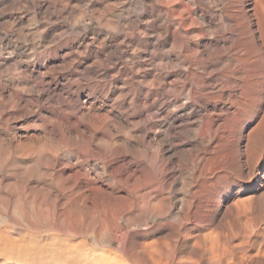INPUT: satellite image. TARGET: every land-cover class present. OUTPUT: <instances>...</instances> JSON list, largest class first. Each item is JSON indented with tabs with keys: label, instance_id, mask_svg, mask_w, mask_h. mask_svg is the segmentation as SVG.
<instances>
[{
	"label": "bare ground",
	"instance_id": "obj_1",
	"mask_svg": "<svg viewBox=\"0 0 264 264\" xmlns=\"http://www.w3.org/2000/svg\"><path fill=\"white\" fill-rule=\"evenodd\" d=\"M63 1L62 0H55V1H52V0H0V156L2 155L1 157H3V160H0V166H2L1 164H4L5 162L8 161L7 160L9 158L8 155H10V154L8 151H6L4 149L8 150L9 146H12V145L14 146L12 154H14L15 158L17 159V160H15L14 158H12L15 161L13 163L8 162V164H11V165H8L7 166L8 168L6 169V171H3V172H10V173H8V175L0 174V185L3 184L4 182H7V183H5L6 185L4 184L5 186L3 185L5 190L9 187L11 188V191L13 188H16V189L18 188L17 189L18 192H16V194L13 196L9 195L7 193V195L9 197H1V194H3V193H0V203L3 204L2 206H4V209H5V206L6 207L7 206L18 207L20 209H21V207H25V208H31L32 207L34 209H36V207H41V208L43 207V208H45L44 209L45 211H46V209H48L47 212L49 210H53V211L56 210L57 211L58 209H61V210H59L60 212L57 211L59 213H57L52 219V220L57 219L59 222L57 221L58 223H53L54 221H52L51 227L57 228V229H58V227H62L64 232H65L66 228L64 229V227L68 226L70 229L69 224L73 223V221H74V223L72 224V226H74V232L71 231L74 234V243H70V241H68V240H64L62 238H59L61 236L57 235L55 232H52L50 234V236L48 238H44L43 241H41V239L43 238L42 236H41L42 237L41 239L35 238L36 235H34V233L29 236V238H31V239L26 238L27 240L24 241V239H22V237H20L21 239L17 238L18 235L16 236V238L9 237V236L5 235V233L3 231H2L3 233L0 231V264H128L130 261L126 260L128 258H125L126 257L125 254L132 253L131 251L134 249L133 248L131 250V246H130L132 244L131 243L132 240L130 239L131 240L130 245H127L126 242H128V241L125 240V236L127 233L126 230L130 227V224H133L134 222L139 221V223H140L139 226L141 224L142 225H149V223L151 221H153L155 223V225H157V223H159V221H163L164 218L167 217V214L170 213L166 210L167 208L164 209L165 205L163 206V204L166 200L163 201V199H161L160 197H158L159 199H157L156 194L153 192L155 189V188H153L154 186L149 184V183H144L146 178L144 181H143L144 178L142 179V177H144L142 174H143V172H145V171L142 172L143 166L148 167L147 173L150 176L149 179L151 177L153 179H155V176L157 175V173L161 174L162 171L159 168L163 164V161L165 160L162 157L163 155L161 156V154L159 153L160 151L157 150L158 148L155 147V145L153 143V142H155V140H151L152 137L153 138L156 137V136H154L155 131H154V124L153 123H154V120L157 119V118L155 119L157 110H155V109L153 110L152 108H149L150 105H153L154 102L160 97L163 98V99H161V100H163V102L162 103L160 102L159 105H162L164 103V100L168 101V99L166 97L167 95L165 94L166 91H164L165 87L169 88V86H171L172 90H170L169 92L172 91L174 93V95L177 96L181 93L185 84L190 85V87L188 89H189V96H191L192 99L193 98H195V99L202 98L204 100V103L202 104V106L201 105L199 106V108H201V110L204 109L208 105L210 99H212V101H214L215 104L214 105L212 104L213 106L211 107L210 112L205 111L204 115L202 114L203 119H202L200 125L197 128H195L196 130H195V133L193 135L190 134L191 130H188L189 134L185 133V135L186 134H188V135H186L184 137L185 139H182L183 136L180 137V135H179L181 132H178L179 134H176L177 131L176 132L174 131L176 129V128L174 129V127H175L174 126L173 128H170L168 130V132L166 133V136H165V132H164V134H163L164 136L162 135L161 137H164V138L166 137L168 139V141L176 142V145L174 146L176 149L178 147H181V146H187V145L192 146V144H194V143L200 144L199 146L202 147L201 149L198 147L200 149V151L197 152V154L194 155V157L192 156L193 159L189 164L186 163L188 165L187 169H196V168H198L199 163L202 164L207 159L208 160L211 159V161L212 160L216 161L218 159L219 160L221 159V161H222V159L226 158L227 155H229V154H227V155H226V153L221 154V153H218L219 151L218 152L216 151L218 149V148H216V145H215V144H217V138H218L217 133L221 127H219V125H218L219 123L217 125H215V122H216L215 120H216V118H218V119L221 118L220 116L223 112L228 113L231 110V108L236 107V105L238 104V100H235V99H238V98L240 100L243 99L244 102L239 103L240 105L243 104L242 106L249 105L250 104V103L248 104L249 100H252V99H250V94H249L250 87L255 85L256 83H258L259 80L256 78L257 75H256V77L253 78L254 74L251 72L252 66L250 65V62L252 61L251 60L252 54L248 50V46L251 44H253V46L255 45V47L257 46L256 49L258 51L259 59H261V61L264 59V53L262 52V51H264L263 50L264 40L262 38V36H264V35H262V26L264 27V25H263L264 21H263V19H261V16L264 17V14H261V16H259L262 23H260L261 22L260 19L257 18L258 14L261 13L262 11H264V10H261L258 8L259 4L264 2V0H250L246 6H244L243 1H241V0H141V1H139L138 4L140 6V12L138 11V13H143L145 11H152L151 17H153V21H155V22L156 21H158V22L163 21V24L165 26V28H163L164 26L161 27L160 25L157 26V24H156L155 26L149 25V27H148V28L152 29L151 32H154L155 44L152 45V47H154L153 54L155 53V54L160 55L161 52L163 54H162V56H160L161 57L160 62H158V63H157V61L155 63L152 62V63H154V65H156V70L157 71L160 70V73L157 75H151L152 78L150 79V82L144 84V86L146 87L147 90L142 95L140 93H139L140 95H137L134 92H131V94H129L130 93L129 91L131 90V89L129 90V88H130V85H132V83L135 85L137 84L136 87L133 85L137 89H140V83H142V81H139V79H136L135 74L137 72L136 73L132 72L133 69H130V67L133 65V63L132 64L129 63V64H131V66L129 65L130 67L128 66L129 68L120 66L119 64H115V63L113 64L112 61H114V59H117V57L119 56L118 50L113 48L110 51H107L106 49H103V47H101V44H99L100 42L98 43L99 45L97 44L98 46H97V48H95V50H91L90 47L95 43V37H92L90 39H88L89 37L87 38L88 33L85 31L86 25H85V23H82L80 19L78 20V22H80V26L78 24H75V22L67 21L68 16L65 17V15H64V10L67 11L66 6H65V4L67 5V3L64 4ZM116 1H118V0H116ZM116 1L115 2L113 1V3L116 4ZM65 2H69V1H65ZM107 3L109 4V2H107ZM107 3H106V5H107ZM133 3H135V2H133ZM135 5H137V4H135ZM262 5H263V3L260 4V7ZM104 6H103V9H104ZM69 7L71 8V6H69ZM82 7H83V5H82ZM85 7H86L87 11L93 12V15H94V12H97V10H88L90 8L88 5L87 6L85 5ZM113 7L111 6V8H113ZM262 7H264V6H262ZM97 8H99V7L97 6ZM108 8L110 10V6ZM19 9L20 10L21 9H28V10L31 9L34 16L43 15V17L47 19V21H46L44 18H41V20L43 19L44 21H46V26H47L46 27L44 25L46 27V29L43 26L44 27L43 32H47L46 30H50V28L52 29L51 30L52 32L49 34V39H50V41L56 40L55 42H57V44L54 47L55 48L54 51L53 50L52 51L53 52L60 51V53H61L59 55V57L56 58V60H54L53 64L46 62L47 58L49 57L47 55L46 58L43 57V58H45L43 60V62H40V64H38V66H36L34 69H32V68H29L28 64L22 65L20 58L11 57L10 51L8 53L10 56H8V55L4 56L3 55V51L8 47V44H9V42H7V40L9 39L8 36L13 37V39H14V37L16 39H20V37H19V35L21 34L20 31L14 29V28H16L15 26L19 25V21H17L13 17L14 11L15 10L18 11ZM101 9L102 8H100V10ZM135 9L137 10V8H135ZM100 10L98 11L99 12L98 13L99 18L101 20H103V18H102L104 15L103 13L106 11L102 12L103 10L102 11H100ZM131 10H132V8H131ZM259 10L261 12H259ZM27 12H29V11H27ZM71 12H73V11L71 10ZM249 13L253 14L252 16L255 17L256 21L252 20V18L250 17L251 15ZM127 14H125V15L127 16ZM75 15L77 17L76 13H75ZM93 15H92V17H93ZM96 15H97V13H96ZM114 15H116V14H114ZM120 15L122 16V14H120ZM72 16H73V14H72ZM116 16H118V15H116ZM78 17H79V15H78ZM113 17H111V18H113ZM26 18H27V16H26ZM41 20L38 19V22L40 23ZM52 20H59V22H57L54 26V23H53L54 21L52 22ZM146 20H147V18H146ZM103 21H105V20H103ZM134 21H136V20H134ZM142 21H144V20H142ZM109 22L110 21L107 20V23H109ZM119 22H121V21L119 20L117 23H119ZM124 22H126V21H124ZM253 22L256 23L255 28L252 27ZM129 23H131V22H129ZM26 24H28V23H26ZM261 24H262V26H261ZM29 25H27V26H29ZM51 25H52V27H51ZM65 25L69 28V31L74 32V30L75 31L77 30V32H75L76 35L73 38H82L84 40H87L85 43H83V44H85L83 46V48L77 47L78 44L76 47L74 45L69 46V45L65 44L71 38V35H69V36L66 35V37H64V35L66 34V31L64 32L63 29L66 30L65 28H62L63 32L56 33L57 31H59L61 29L62 26H65ZM110 25H112V24H110ZM25 26L26 25H23V27H25ZM30 26L32 27V25H30ZM33 27H34V25H33ZM110 28H111V26H110ZM19 30H22V29L20 28ZM53 30H55V31H53ZM143 30H145V28H143ZM125 31H126V29H125ZM24 32H26V31H24ZM40 32H42V30H40ZM35 34H36V31H35ZM146 34H147V32H146ZM165 34H170V36H171L169 43H167L163 40V36ZM62 35H63V38L61 37ZM140 35H142V34H140ZM16 36L19 38H17ZM24 36L26 37V35H24ZM35 36H34V41L37 39V36H36V38H35ZM25 37H24V40H25ZM4 40H6V42H4ZM31 41H32V38H31ZM144 41H145V39H144ZM26 42H28V41H26ZM79 42H81V41H79ZM96 42H97V40H96ZM220 42H222V45H220ZM53 43H54V41H53ZM114 44H115V42H114ZM19 45H21V44H19ZM36 45L38 46V42ZM45 45H48V44H45ZM127 46H130V44ZM164 46H169V49L165 48L168 50H165V51H164V49L162 50V48ZM135 47H132V50ZM142 47H144V46H142ZM33 48H34V45H33ZM48 48H49V46L43 48V51L41 50L42 52L40 54H43V53H45V55L48 54ZM98 48H99V50L96 51V49H98ZM126 49H128V48L126 47ZM36 50H38V49H36ZM31 51H32V49H31ZM92 51H95V52H92ZM136 51H137V49H136ZM136 51H134V52H136ZM252 52H253V50H252ZM120 54H121V52H120ZM38 55H37V57H38ZM28 56L25 58H28ZM74 56L80 57L78 60H80V59L82 60L81 65L79 64L80 67L82 68V70L81 71L78 70L79 77L76 78L75 80H74V75H75L74 74V70H75L74 67L76 65V62L74 60ZM150 56H151V54H150ZM40 59L41 58L39 57L37 59V61ZM138 59H139V57H138ZM141 60H142V58H141ZM208 63H213V64L218 66L220 77H221L220 87L222 88L223 91H225V92H223V91L222 92L224 93V96L227 97V101H229V104L227 107L220 105V104H217L218 99L223 94L222 95H219V94L213 95L212 94V95L208 96V94H206L201 89L200 86L199 87L196 86V85H200L202 83L203 77L205 76L206 66ZM257 65H258V63H257ZM149 67L151 68V66H149ZM92 68H94V69L92 70ZM212 68L213 67H211V69ZM262 68H264V63L262 64ZM10 69H14L17 72L12 71L13 73L10 74L9 73ZM138 69L139 68H136L135 71L136 70L138 71ZM146 69H147V67H146ZM208 70H209V68H208ZM129 71H131V72L129 73ZM212 71H214V70H212ZM251 73L253 76L251 75ZM48 75H50V77L54 76L56 79L55 80L47 79ZM261 75H262L261 79L264 82V78H263L264 77V69L262 70ZM62 76H65V80H67V81L69 80V83L72 81L73 82L74 81H76V82L81 81V82L87 83L91 80H94L95 85H98L100 82H102L103 84H102L101 88L102 87L105 89L107 88V90L111 93V96L113 97L112 99L116 103H121L122 101H126L127 99H130L128 106H122L121 105L119 107L118 106L119 104L117 105L118 106L117 114L121 118V120H124L126 122H128L127 120L130 117H132L131 115L136 114V120H134L132 122L131 127L135 129L137 127L140 128V126L141 127L143 126L144 132H142V134H140V135L137 132L138 135L133 136L132 134H130L131 130L129 131V129H127V131H129V133H126V131H125L126 128H125L124 134L122 131V134H123L122 138L124 137V135L126 133V136L123 139L127 140V142H126L127 144L124 145L125 144L124 143L123 145L126 146V148H125V150L120 151V148L122 145L120 144V148H119V146L117 144L118 140L116 139V135L118 134L119 131H117L116 135L112 132L111 129H113V127L111 129L109 127V124L107 121V118H108L107 113H103L101 111H98L100 109H98L97 111L96 110H93V111L88 110L90 108L93 109V107L88 108L87 111L79 110L80 108L78 110H76L77 108L74 109V107L72 105L73 101H71L70 98H68V97L66 99V97H65L66 95L64 96V91L66 90L65 89L66 87L64 85V81L63 82L60 81V77H62ZM140 76H142V75H140ZM144 76H146V75H144ZM144 76H143V78H144ZM71 79H73V80H71ZM143 82H145V81H143ZM118 84H121V87H118L117 86ZM75 85H77V84H75ZM152 85H154V88L156 85V88L154 90L155 98L154 99L152 98V100H151L152 102L149 103L147 97L149 96L150 92H153V90L150 89V87L152 88ZM261 87L264 88V83L261 84ZM89 88H90V90H92L91 87H89ZM5 89L6 90L9 89L10 91L9 90L6 91ZM107 90H106V92H107ZM137 92H139V91H137ZM185 92H186V90H185ZM102 94H104V93H102ZM187 96H188V94H187ZM75 99H77V98H75ZM184 99H183V103H184ZM188 100H191V99H188ZM41 102H43V103L45 102L46 104H48L52 107V109L48 115H41L40 113L36 114L35 111L33 110L38 105L41 106L42 105ZM112 102L113 101H111V104H112ZM74 104H75V102H74ZM90 104L91 103H89V105ZM33 105H36V107L34 106L35 108H33ZM245 106L243 108H245ZM159 107H161V106H159ZM170 107H172V106H170ZM45 110H46V108H45ZM114 110H115V108H114ZM143 111H144V113H143ZM164 111H165V109H164ZM170 114H172V113H170ZM262 115H263V113H262ZM226 117H227V115H226ZM260 117H262V116H260ZM115 118H116V116H115ZM117 119H119V118H117ZM111 120H110V122H111ZM225 120L226 119H224V121ZM232 120H234V119H232ZM236 120H237V118H236ZM259 120H261V119H259ZM115 122H116V120H115ZM118 122H120V121H118ZM228 122H229V120H228ZM260 122H258L259 125H260ZM113 123L114 122H112V125H113ZM229 123H227V124H229ZM232 123H233V121H232ZM119 124H117V126H120ZM223 124L225 125V123H223ZM122 125H123V123H122ZM229 125H231V124H229ZM32 126L38 127L40 129V133L33 132V134L32 133L29 134L30 132L28 133V131ZM195 126H196V123H195ZM216 126H218V127H216ZM241 126H242V124H241ZM9 127H11V128H9ZM126 127H128V126H126ZM131 127H128V128H131ZM119 128L120 127H118V129ZM224 128H225V126H224ZM255 128H253V130H255ZM262 128H264V127L262 126ZM184 129H182V130H184ZM190 129H191V127H190ZM115 130L116 129H114V132H115ZM227 130H228V128H227ZM251 131H252V129H251ZM183 133H184V131H183ZM220 134L222 135V133H220ZM235 134H237V133H235ZM247 134H249V133L247 132ZM207 135H208V139L205 140V136L207 137ZM16 136H18L19 139L23 138V143L20 141H17ZM119 138L121 139V136ZM194 138H196V140H198V142H195ZM227 138H229V137H227ZM247 139H250V137L249 138L246 137V140ZM251 139H253V138H251ZM253 140H255V139H253ZM253 140H252V142H254ZM123 141L121 140V142H123ZM168 141L166 140L167 143H169ZM205 141H206V143H205ZM157 142L160 143L158 140V141H156L155 144H157ZM218 142L221 143L220 141H218ZM248 143H250V142H248ZM248 143L246 141L247 146L250 145ZM219 145H221V144H219ZM223 145L224 144H222V146ZM251 145H252V143H251ZM46 146H49V147L47 148ZM124 146H122V147L124 148ZM252 146H254V145H252ZM157 147H158V145H157ZM194 147L197 148L196 145ZM225 147H226V145H225ZM159 149H160V147H159ZM163 149H164V147H163ZM252 149H254V148H251L249 150H252ZM263 149H264V146H261L259 148V151L263 152L262 151ZM189 151H191V150H189ZM253 151H250V152H253ZM256 151H258V150L256 149ZM256 151L254 152L255 156H256ZM182 152H183V150H182ZM227 152H231V151H229L227 149ZM161 153H163V151ZM174 153H176V151ZM177 153H178V151H177ZM189 153H191V152H189ZM167 155H168V153H167ZM191 155H192V153H191ZM191 155H190V157H191ZM178 156H180V154ZM230 156H232V155H230ZM245 156H246V154H245ZM74 157L78 160H83V157H86L88 159L89 158H98V159H105L107 161H108V159H111L114 161V159L120 158L121 160L126 161L125 174L127 177L131 178L130 182L133 181L132 187L137 186L138 188L136 187L135 189H133L134 190L133 194H131V195L129 194V197H127L128 195L127 196L126 195L122 196L123 194H121V196H120V194L118 195V193H119L118 188H115V187L109 186V185H106L107 187L104 188L105 186L102 187L101 185H97L96 181L93 182L90 179L89 172H87L85 170V169H88L87 167L84 169V168H82V166L80 167V164L74 165V163L71 162V160H74ZM260 157H261V154H260ZM260 157H258V159ZM65 158L67 159V161H65ZM234 159H236L237 163L240 165V167H242L244 164L243 160H245L243 151L242 152H241V150L238 151L236 154V158H234ZM9 161H11V159ZM176 161H177V159H176ZM201 161H203V162H201ZM73 162H75V161H73ZM118 163H120V162H118ZM204 163H206V162H204ZM209 163L212 164L213 161L209 162ZM99 164H100V162H99ZM201 164H200V166L202 167ZM214 164H212V165H214ZM91 165H93V164H91ZM100 165H99V168H100ZM206 166H207V163H206ZM74 167H75V169H74ZM110 167H109V169L112 168V167L111 168ZM201 167L199 168L200 171H201ZM244 167H245V164H244ZM20 168L22 169V172L17 173L16 169H20ZM118 168L121 169V167H118ZM165 168H167V170H168L169 167L165 166ZM203 168L204 167H202V169ZM208 168H207V170H208ZM220 168H221V166H220ZM257 168H255V169H257ZM21 169H20V171H21ZM205 169H206V167H205ZM27 170H29V171L34 170L35 171V172L33 171L34 175H30V174L27 175L26 174ZM115 170H116V167H115ZM167 170H166V172H167ZM170 170H171V168H170ZM178 170L180 171V169H178ZM253 170H254V168H253ZM66 171H68V174L64 175V173ZM96 171H97V169H96ZM101 171H102V169H101ZM104 171L105 170H103V173H104ZM159 171H161V172L159 173ZM203 171H205V170L203 169ZM254 171H256V170H254ZM97 172H99V171H97ZM111 172H112V170H111ZM116 172H118V171H116ZM209 172H208V175L210 174ZM112 173H111V175H112ZM231 173H232V170H231ZM233 173H235V172H233ZM4 174H7V173H4ZM13 174H18L17 176H19V177L17 179L16 178L12 179V178H14V177L11 178V175H13ZM104 174H106V173H104ZM148 174H147V176H148ZM204 174H202V175H204ZM224 174H225V172H224ZM95 175H97V174H95ZM44 176H46L47 179H45ZM112 176H111V178H112ZM120 176H121V174H120ZM120 176H119V178H120ZM197 176H199V175H197ZM240 176H242V175H240ZM202 177H204V176H202ZM214 177H218V175L217 176L214 175ZM113 178H114V176H113ZM113 178H112V180H113ZM117 178L118 177H116L114 179H116V181H117L118 180ZM167 178H168V175H167ZM182 178L183 177H181V181L183 182ZM240 178H242V177H240ZM11 179L13 182L11 181ZM158 179L160 180V178H158ZM161 179L163 180L164 178H161ZM199 179L202 180L201 178H199ZM9 180L12 183H10ZM43 180L46 183H47L46 180H48L49 181L48 184L46 185V183ZM125 180H127V179L125 178L124 182H125ZM187 180H188V182H190L191 180L196 182L194 179H191L189 181V178H188ZM8 181H9V183H8ZM32 181L36 183V185H33L34 191L37 190L38 194H40V193L43 194V196L41 194L42 198H41V200H39L38 199L39 196L37 194H35L36 192H33L35 195L38 196L36 199H38L39 201L35 200V198H34L35 196L33 197V195H32L33 193H31L33 191V189H31V186L29 187L31 189V191L30 190L27 191L28 189L26 187L28 185H30L32 183ZM100 181H103V180H100ZM105 181H107V180H105ZM122 181H123V178H122ZM122 181H121L122 184L121 183L120 184L123 186L124 183ZM151 181H152V179H151ZM204 181H208V180H204ZM109 182L114 184V181H109ZM158 182H160V181H157L155 183H158ZM104 183H106V182H104ZM125 183H127V182H125ZM208 183L209 182H207V184ZM154 185L157 187L156 184H154ZM164 185H165V183L163 184V186ZM180 185H182V184H180ZM184 185H187V184L185 183ZM200 185H202V184H200ZM24 186L26 189L24 188ZM130 186H131V183H130ZM188 186H190V184ZM123 187H125V186H123ZM139 187H141V188H139ZM182 187H183V185H182ZM201 187H198V188H201ZM22 188H24V189L22 190ZM183 188H185V187H183ZM183 188H182V190H184ZM157 189H158V187H157ZM205 189H206V187H205ZM7 190H9V189H7ZM92 190H95V191H93L94 195L97 193L96 190L98 192L100 191V193L102 191L103 192L106 191L103 194L105 197L102 195L103 198H109V197H106L107 195H105L106 193H108L110 198L113 197L116 201H113L111 198L112 202L109 200V202H111V203H109V202H107L108 200L102 199L103 201L105 200L106 203L102 202L103 204L101 206L99 204V207L95 208L96 206H98L97 204L100 203V200L96 199V196L99 193H97V195L94 196L95 197L94 199H96V201H99V202H97V204L95 203L96 206H94V205L92 206V205L88 204V201L93 199L91 197V195L93 196V193L91 195H89V193ZM126 191H128V190L126 189ZM129 191H131V189H129ZM180 191H181V188H180ZM183 193L185 194V191H183ZM205 193L208 194L207 192H205ZM195 194L190 193L189 197L188 198L186 197V201H185V203H186L185 209L187 210L186 213L188 214V218H190V219L191 218L193 219L196 216L198 206H195V203H196V205H199V202H197V201L194 202L195 199H199V197L196 196ZM153 195L155 196V199H153ZM89 196L91 197V199L89 198ZM99 196H101V194H99ZM99 196H97V198ZM132 196H135V197H132ZM208 196H207V199H208ZM163 197H165V196H162V198ZM203 197H205V196H203ZM99 199H101V198L99 197ZM214 199H216V198H214ZM181 200H182V198H181ZM236 200H237V205H238V201H240V200H238V198ZM230 201H229V204H231ZM242 201L245 202V200H242ZM90 203H92V202L90 201ZM166 203H168V201ZM185 203H184V205H185ZM242 203H241V205H242ZM92 204H94V202ZM211 204H213V203L211 202ZM231 205H229L231 208L237 207L235 205H232L233 206L232 207ZM241 205H239V206H241ZM179 206H181V204L180 205L178 204V207ZM167 207H168V204H167ZM182 207H184V206H182ZM201 207H203V206H201ZM195 208H196V210H195ZM23 209H22V211H23ZM180 209L182 210L181 207H180ZM8 210H10V209L8 208ZM233 210L236 211V210H239V208H237V209L233 208ZM5 211H6V209H5ZM14 211H16V210H14ZM19 211H21V210H19ZM37 211H39V210H37ZM185 211H182V213H184ZM66 212H67V215H64ZM176 212H179V211L176 210ZM50 213H51V211H50ZM72 213H74V215ZM179 213L181 214V211ZM179 213H177V214H179ZM1 214H3V213H1ZM4 214H6V212ZM26 214L27 213L24 212V215H26ZM177 214H175V215H177ZM204 214H206V213H204ZM51 215L53 216V214H51ZM94 215L98 219V220H96V221H98L97 223H92L89 220V218L92 219L93 218L92 216H94ZM171 215L175 216L173 214H171ZM0 216H2V215H0ZM13 216H14V214H13ZM17 216L18 215L14 216V217L17 218ZM182 216H184V214ZM10 217H12V216L10 215ZM10 217L8 218V220L10 219ZM16 218H14V221ZM28 218H31V217L28 215ZM183 218H186V217H183ZM183 218L178 217V219H180V221ZM202 218H204V217L202 216ZM0 219H2V218H0ZM17 220H16V222H17ZM63 220H65V222L66 221H68V222L72 221V222L69 224H65V223H63L64 222ZM87 220H89V222L85 223ZM19 221H21V220H19ZM29 221L34 223V221H32L31 219ZM49 221H51V220L49 219ZM91 221H94V220L92 219ZM198 221L199 220H197V222ZM2 222H0L1 225L3 224ZM165 222H167V221H165ZM181 222H183V221H181ZM27 223H29V222H27ZM27 223H26V225H27ZM180 223L178 222V225ZM9 224H11V222ZM36 224H34V225H36ZM43 225H45V224L43 223ZM178 225H177V227H178ZM23 226H25V224ZM28 226H29V224H28ZM36 226H38V225H36ZM180 226H181V224H180ZM32 227H33V225H32ZM68 227H67V229H68ZM26 228L28 230V227H26ZM1 229H2V227H1ZM45 229H47V228H45ZM171 230L173 231L172 228H171ZM175 230H174V232H175ZM4 231H6V230H4ZM13 231H15V230H13ZM21 231H22V229H21ZM197 231L199 232V230H197ZM183 232H184V230H183ZM6 233H7V231H6ZM23 233L26 234L25 231ZM59 233H61V232H59ZM169 233L171 234V232H169ZM169 233H167V234L165 233L164 236L162 235V237L168 236L171 239L172 237H170V235H168ZM25 234H23V236ZM27 234H28V232H27ZM175 234H177V233H175ZM187 234H190V233L187 232ZM181 235H183V234H181ZM195 235H196V233H195ZM195 235H192V236L194 237ZM12 236H13V234H12ZM175 236H177V235H175ZM184 236H185V234H184ZM260 236H261V234H260ZM62 237L64 238L65 235ZM159 237H160V235H159ZM177 237H179V236H177ZM180 237H182V236H180ZM204 237L206 238L207 236L204 235ZM24 238H25V236H24ZM196 238L197 237H195V239ZM200 238H202V237H200ZM211 238H212V236H211ZM258 238H260V237H258ZM261 238L260 239L263 241L264 235ZM158 239L159 238H157V240ZM166 239L167 238L163 239L165 241V243L166 242L170 243V246H172V248L174 249V247H173L174 244L171 245L172 241L170 240V242H168V241H166ZM191 239H193V238H191ZM195 239H193V240H195ZM153 240H154V238H153ZM163 240H161V238H160V241H163ZM204 240L205 239H203V241ZM97 241H99V243H100V241L103 242L104 247L99 248L98 250H100V251L98 253L94 254L93 252H91V248L93 247V245L95 243H97ZM138 241H139V239H138ZM141 241L143 242L144 240L142 239ZM141 241H140V244L142 243ZM154 241H152L151 244H148L150 242H149V240L147 242V239H146L145 242L147 244L143 246V249L141 247L140 248L142 249V251H145V252H143V254L145 253V254H147V256L149 255V257H148L149 259H151L150 257L153 258V256H155L154 254H156V253L162 255V256H160L162 258H159V256H158L159 260L154 259L157 257L156 256L153 258L155 260V262H153V261H151V262H153V264H155V263H158V262H156L158 260V261H163L161 263L164 264V260L169 259V257H171V253H173L174 250H171L170 247L168 249H165L168 246H166V244L163 242H162V245L164 244V249L161 248L158 250V248H160V247L158 246V248H157V246H155V245H157L158 243H155ZM185 241H182V242H185ZM189 241H188V243H189ZM206 241L208 242L209 240H206ZM259 241H257V242L259 243ZM137 242H136V244H137ZM176 242H177V239H176ZM196 242L198 243V240ZM211 242H212V240H210L208 243H211ZM213 242H214V240H213ZM215 242H214V244L211 243L212 244L211 246L219 245V244L216 245ZM173 243H174V240H173ZM194 243L195 242H193V244ZM140 244H139V246H140ZM183 244H185V243H183ZM193 244L191 243V245L193 247H194V245L196 246V244H194V245ZM263 244H264V242H263ZM159 245H161V243H159ZM167 245H169V244H167ZM197 245L199 246L200 242ZM203 245H205V244H203ZM203 245L200 247H203ZM208 245L210 247V244H208ZM192 246H190V247H192ZM198 246H196L195 249ZM207 246H204V247L207 248ZM221 246H222V244H221ZM221 246H220V249H221ZM132 247H135V246H132ZM209 247H208V249H209ZM213 247H211L212 249L210 248L209 250L213 251L214 250ZM223 248H222V250L225 249V248L224 249ZM191 250H194V249H191ZM215 250H216V248H215ZM177 251H178V249H177ZM183 251L185 252V250H183ZM199 251H202V250L200 249ZM199 251H198V253H199ZM225 251H227V249H225ZM259 251H260V249H259ZM137 252H136V254H137ZM216 252H214V254L215 253L218 254V250ZM134 253L135 252L133 251L132 254H134ZM152 253H154V254H152ZM161 253H163V254H161ZM205 253H207V252H205ZM211 253H209V255ZM219 253H220V251H219ZM136 254H134V255H136ZM176 254H178V253L176 252ZM259 254H260V252H259ZM141 255L142 254H140L139 256L142 257ZM151 255H153V256H151ZM163 255H164V258H163ZM218 255L220 256V254H218ZM218 255H216V256H218ZM227 255L228 254H226V256ZM243 255H245V253ZM139 256H137L138 259H140ZM179 256H182V255H179ZM185 256H186V254L181 258H184ZM211 256H213V255L211 254ZM224 256H225V254L223 255V257L221 256L223 258V261H220V262H224L225 264L230 263L229 256L232 257V254L231 255L229 254L227 256V260L229 259L228 260L229 262L224 261ZM251 256H253V255H251ZM188 257H189V255H188ZM198 257L199 256L197 255V258ZM213 257H212V259H209V257L208 258L206 257L205 260L203 259L202 262L201 261H199V262H201L203 264H219L218 260L220 258L217 259L218 257H214V258ZM236 257H238V256H236ZM236 257H234V258H236ZM246 257L248 258L249 256H246ZM143 258H144V256H143ZM193 258L190 260L196 259V258H194V259ZM199 258H202V257H199ZM256 258L254 259V261L255 260L257 261ZM136 259L137 258H135V261H136ZM177 259H178V256H177ZM260 259H261V256H260ZM184 260H185V258L182 261L183 263H184ZM186 260H187V258H186ZM197 260L196 261L194 260L191 262L196 263ZM241 260H242V258H241ZM243 260H244V258H243ZM143 261L145 262L146 260L143 259ZM238 261H240V259ZM246 261H247V259H246ZM170 262H171V260H170ZM172 262L170 264H172ZM177 262H176V264H179ZM186 262H188V261H186ZM191 262H189V264ZM243 262H241V263H243ZM260 262H257V263L259 264ZM161 263L159 262V264H161ZM166 263H168V261H166ZM183 263H181V264H183ZM234 263H235V261H234ZM138 264H140V263H138Z\"/></svg>",
	"mask_w": 264,
	"mask_h": 264
},
{
	"label": "rangeland",
	"instance_id": "obj_2",
	"mask_svg": "<svg viewBox=\"0 0 264 264\" xmlns=\"http://www.w3.org/2000/svg\"><path fill=\"white\" fill-rule=\"evenodd\" d=\"M52 1H55V0H52ZM63 1V0H62ZM65 1H69V2H65ZM83 1V2H82ZM87 1V2H86ZM90 1V2H89ZM113 1L115 2L116 0H64L63 1V3L65 4V3H67V5L65 4V6H66V10L67 11H65L64 10V15H65V17L66 16H68L67 17V21H72V22H75V24H78L79 26H80V22H78V20L80 19L81 20V22L82 23H85V31L88 33V35H87V38L88 39H90V38H92V37H95V43L90 47V49L91 50H95V48H97V46L99 45V44H101V47H103V49H106L107 51H110L111 49H117L118 50V52H119V56L117 57V59H114V61H112L113 62V64L115 63V64H119L120 66H123V67H127V68H129L130 66H131V64L133 63V67L131 66L130 67V69H133L132 70V72H137L136 74H135V76H136V79H139V81H142V83H140V89H137V88H135L136 87V85L135 84H133L132 83V85H130V88H129V94H131V92H134L135 94H137V95H142L147 89H146V87L144 86V84L145 83H149L150 82V79L152 78V76L151 75H157V74H159L160 73V70L159 71H157L156 70V65H154V63L157 61V63L158 62H160V56H162V52H161V54L159 55V54H153V52H154V47H152V45H154L155 44V40H154V32H151V28H148L149 27V25H152V26H155L156 24H157V26L158 25H160L161 27H163L164 26V24H163V21H153V17H151V13H152V11H145V12H143V13H138V11L140 12V6H139V1H141V0H118V1H116V4H114L113 3ZM125 1V2H124ZM241 1H243V3H244V6H246L248 3H249V1L250 0H241ZM72 2V3H71ZM76 2V3H75ZM94 2V3H93ZM99 2V3H98ZM107 2H109V4L107 3ZM118 2V3H117ZM133 2H135V3H133ZM69 3V4H68ZM74 3V4H73ZM106 3H107V5H106ZM263 3V5L262 6H264V2H262ZM262 3H260V4H262ZM79 4V5H78ZM105 6H104V5ZM133 4V5H132ZM135 4H137V5H135ZM260 4H259V6H258V8L259 9H261V10H264L263 8L264 7H260ZM75 5V6H74ZM78 5V6H77ZM82 5H83V7H82ZM85 5L87 6H89L90 8L88 9V10H97V12H94V15H93V12H90V11H87V9H86V7H85ZM103 5L104 6V9H103V6L101 7V6ZM117 5V6H116ZM69 6H71V8L69 7ZM97 6L99 7V8H97ZM110 6V10H109V7ZM111 6L113 7V8H111ZM123 6V7H122ZM132 6V7H131ZM126 7V8H125ZM129 7V8H128ZM132 8V10H131V8ZM97 8V9H96ZM100 8H102L101 10H100ZM120 8V9H119ZM135 8H137V10L135 9ZM135 9V10H134ZM69 10V11H68ZM71 10L73 11V12H71ZM77 12H76V11ZM102 11V12H104V11H106V12H104L103 14V20H105V21H103V20H101L100 18H99V12L98 11ZM21 11V12H20ZM27 11H29V12H27ZM126 11V12H125ZM128 11V12H127ZM23 12V13H22ZM80 12V13H79ZM101 12V13H102ZM111 12V13H110ZM123 12V13H122ZM135 12V13H134ZM259 12H261L260 10H259ZM264 11H262L261 13H259L258 14V17L257 18H259L260 19V17L259 16H261V14H264L263 13ZM73 14V16H72V14ZM75 13L77 14V17H76V15H75ZM96 13H97V15H96ZM128 13V14H127ZM130 13V14H129ZM154 13V12H153ZM69 14V15H68ZM71 14V15H70ZM110 14V15H109ZM114 14H116V15H118V16H116V15H114ZM120 14H122V16L120 15ZM125 14H127V16L125 15ZM251 16V18H252V20H254V21H256V19H255V17L254 16H252L253 14L252 13H249ZM18 15V16H17ZM78 15H79V17H78ZM92 15H93V17H92ZM96 15V16H95ZM131 15V16H130ZM17 18H16V17ZM26 16H27V18H26ZM29 16V17H28ZM75 16V17H74ZM105 16V17H104ZM114 16V17H113ZM13 17L17 20V21H19V25L18 26H15L16 28H14L15 30H18V31H20V35H19V37H20V39H16L15 37H14V39H13V37H11V36H8V40H7V42H9V44H8V47L3 51V55L4 56H10L11 55V57H16V58H20V60H21V63H22V65H24V64H28V66H29V68H32V69H34L36 66H38V64H40V62H43V60L47 57V55L49 56L48 58H47V61L46 62H49L50 64H53V62H54V60H56V58H58L59 57V55L61 54L60 53V51H56V52H53L54 51V47H55V45L57 44V42H55L56 40H52V41H50V39H49V34L52 32L51 30V28H50V30H46L47 32H43V29H44V27L46 26V21H47V19L46 18H44L43 17V15H37V16H34V14H33V12L31 11V9H19L18 11H14V13H13ZM37 17V18H36ZM111 17H113V18H111ZM116 17V18H115ZM121 17V18H120ZM21 18V19H20ZM41 18H44L46 21H44L43 19L41 20ZM75 18V19H74ZM95 18V19H94ZM134 18V19H133ZM146 18H147V20H146ZM150 18V19H149ZM31 19V20H30ZM38 19L39 20H41L40 21V23L38 22ZM144 20V21H142V20ZM149 19V20H148ZM261 19H263V21H264V17L263 16H261ZM261 19H260V21H261ZM77 22H76V21ZM107 20L108 21H110L109 23H107ZM121 21V22H119V23H117L118 21ZM132 20V21H131ZM134 20H136V21H134ZM29 21V22H28ZM43 21V22H42ZM54 21V22H53ZM102 21V22H101ZM124 21H126V22H124ZM140 21V22H139ZM149 21V22H148ZM33 22V23H32ZM52 22L54 23V26H55V24L57 23V22H59V20H52ZM129 22H131V23H129ZM146 22V23H145ZM158 22V23H157ZM26 23H28V24H26ZM116 23V24H115ZM126 23V24H125ZM260 23H262V21L260 22ZM32 25V27L30 26V25ZM109 24V25H108ZM110 24H114L113 26L112 25H110ZM132 24V25H131ZM23 25H29V26H25V27H23ZM33 25H34V27H33ZM42 25V26H41ZM45 25V26H44ZM106 25V26H105ZM125 25V26H124ZM263 25H264V22H263ZM20 26V27H19ZM44 26V27H43ZM110 26H111V28H110ZM136 26V27H135ZM261 26H262V24H261ZM47 27V26H46ZM46 27H45V29H46ZM51 27H52V25H51ZM131 27V28H130ZM252 27L253 28H255L256 27V23L255 22H253V24H252ZM21 28L22 30H19V29ZM34 28V29H33ZM62 28H65L66 30H64L63 29V31L65 32L66 31V34L64 35V37H66V35L67 36H69V35H71V38H70V40L68 41V42H66L65 44H67V45H69V46H77V44H78V46L77 47H79V48H83V46L85 45V44H83V43H85L87 40H84V39H82V38H73L75 35H76V33L75 32H77V30L75 31L74 30V32H72V31H69V28L65 25V26H62L61 27V29L59 30V31H57L56 33H60V32H63L62 31ZM140 28V29H139ZM143 28H145V30H143ZM163 28H165V26L163 27ZM264 27L262 26V35H264L263 33H264V29H263ZM38 29V30H37ZM125 29H126V31H125ZM31 30V31H30ZM40 30H42V32H40ZM24 31H26V32H24ZM35 31H36V34H35ZM39 31V32H38ZM53 31H55V30H53ZM131 31V32H130ZM143 31V32H142ZM23 32V33H22ZM28 32V33H27ZM142 32V33H141ZM146 32H147V34H146ZM31 33V34H30ZM34 33V34H33ZM26 35V37L24 36V35ZM33 34V35H32ZM39 34V35H38ZM44 34V35H43ZM140 34H142V35H140ZM151 34V35H150ZM153 34V35H152ZM37 36V39L34 41V36ZM92 35V36H91ZM36 36H35V38H36ZM17 37V36H16ZM19 37H17V38H19ZM22 37V38H21ZM24 37H25V40H24ZM62 38H63V35L61 36ZM31 38H32V41H31ZM43 38V39H42ZM111 38V39H110ZM170 38H171V36H170V34H165L164 36H163V40L165 41V42H167V43H169V41H170ZM262 38H263V40H264V36H262ZM42 39V40H41ZM99 39V40H98ZM101 39V40H100ZM120 39V40H119ZM122 39V40H121ZM140 39V40H139ZM144 39H145V41H144ZM11 40V41H10ZM20 40V41H19ZM47 40V41H46ZM49 40V41H48ZM96 40H97V42H96ZM24 41V42H23ZM26 41H28V42H26ZM46 41V42H45ZM53 41H54V43H53ZM79 41H81V42H79ZM135 41V42H134ZM260 41V40H259ZM4 42H6V40H4ZM21 42V43H20ZM37 42H38V46L36 45L37 44ZM42 42V43H41ZM45 42V43H44ZM100 42V43H99ZM114 42H115V44H114ZM120 42V43H119ZM138 42V43H137ZM17 43V44H16ZM34 43V44H33ZM53 43V44H52ZM70 43V44H69ZM99 43V44H98ZM128 43V44H127ZM134 43V44H133ZM143 43V44H142ZM153 43V44H152ZM19 44H21V45H19ZM45 44H48V45H45ZM51 44V45H50ZM98 44V45H97ZM107 44V45H106ZM118 44V45H117ZM130 44V46H127V45H129ZM29 45V46H28ZM33 45H34V48H33ZM43 45V46H42ZM116 47H114V46ZM126 45V46H125ZM132 45V46H131ZM138 47H137V46ZM220 45H222V42H220ZM37 46V47H36ZM49 46V48H48V54H46L45 55V53H43V54H40L42 51H43V48H45V47H48ZM137 48H136V47ZM142 46H144V47H142ZM43 47V48H42ZM126 47L128 48V49H126ZM132 47H135L133 50L134 51H136V49H137V51L136 52H134L133 50H132ZM146 48V49H145ZM165 48H168L169 49V46H164L163 48H162V50L164 49V51L165 50H168V49H165ZM257 46L255 47V45L253 46V44H251V45H249L248 46V50L250 51V53L252 54V58H251V62H250V65L252 66L251 67V72L254 74V76L252 75V73H251V75L253 76V78L254 77H256V75H257V79L259 80L258 81V83H256L255 85H253V86H251L250 87V90H249V94H250V99H252V100H249V102H248V104L249 105H244L245 106V108H243L244 106H242V105H240L239 103H241V102H244V100L242 101V100H240L239 98L238 99H235V100H238V104L236 105V107H234V108H231V110L227 113V112H223L222 114H221V118H216V122H215V125H217L218 123V125H219V127H221L220 128V130H218V133H217V135H218V138H217V144H215L216 145V148H218L216 151L218 152V153H221V154H225L226 153V155L227 154H229V155H227V157L226 158H224V159H222V161H221V159L219 160H212L213 161V163L212 164H214V165H212L211 163H209V162H212L211 161V159H207V160H205L204 162H206L207 163V166H206V163H204L203 161H201V162H203L202 164L201 163H199V166H198V168H196V169H187V167H188V165L187 164H189L191 161H192V159H193V157H194V155H196L197 154V152H199L200 151V149L202 148L201 146H199L200 144L199 143H197V144H192V146L191 145H187V146H181V147H178L177 149L174 147L175 145H176V142H174V141H168V139L165 137H161L163 134H164V132H165V136H166V133L168 132V130L170 129V128H173L174 126V131L176 132V134H179L178 132H181L179 135H180V137H182L183 136V138L182 139H185L184 137L186 136V135H188L189 134V132H188V130H191L190 131V134H194L195 133V128H197L199 125H200V123H201V121H202V119H203V116H202V114L204 115V112L205 111H209L210 112V110H211V107L215 104V102L214 101H212V99H210V101H209V103H208V105L204 108V109H202L201 110V108H199V106L201 105L202 106V104L204 103V100L202 99V98H198V99H195V98H193L192 99V97L191 96H189V87H190V85L189 84H185V86L183 87V89H182V91H181V93L179 94V95H174V93L171 91V92H169L170 90H172V88H171V86H169V88L168 87H165L164 88V91H166L165 92V94L167 95L166 97H167V99H168V101L166 100H164V103L162 104V105H159V103L161 102H163V100H161V99H163L162 97H160V98H158L155 102H154V104L153 105H150V107L149 108H152L153 110L155 109V110H157V113H156V117H155V119L156 120H154V131H155V134H154V136H156V137H152V139L151 140H155V142H153L154 143V145H155V147L156 148H158L157 150L158 151H160L159 153L161 154V156L165 159L164 161H163V164L160 166V168L159 169H161V171L163 172H161V171H159V173L161 172V174H158L157 173V177L155 176V179H153L152 177L149 179V174L147 173V169H148V167H146V166H143L142 167V172L143 171H145V172H143V176L144 177H142V179H143V181L145 180V178H146V180L144 181V183H149V184H151V185H153L154 187L153 188H155L154 189V193L156 194V198L157 199H159L158 197H160L161 199H163V201H165L164 202V204H163V206H164V209H166L168 212H170V213H168L167 214V217H165L164 218V220L163 221H159V223H157V225H155V223L153 222V221H151L150 223H149V225H140L139 226V221L138 222H134L133 224H130V227L126 230L127 231V233H126V236H125V240L126 241H128V242H126L127 243V245H130L131 243V252L133 253V251L135 252L134 254H136V252H137V254L136 255H134V254H132V253H129V254H125V258H128V259H126L127 261L129 260L130 262L128 263V264H138V263H140V264H153V262H155V260L156 259H158V256H159V258H162V257H160V256H162V255H160V254H154V253H152V254H154L155 256H153V255H151V256H153V258L154 257H156V258H152V257H150L151 259H149L148 257H149V255L147 256V254H143V252H145V251H142V249H143V246L144 245H146L147 243L145 242L146 241V239H147V242H148V240H149V242L150 243H148V244H151L152 243V241H154L155 239V243H158L157 245H155V246H157V248H158V246L160 247V248H158V250L159 249H161V248H163L164 249V244L162 245V242L163 243H165V241L163 240V239H165V238H167L166 239V241H168V242H170V240L172 241L171 242V245L172 244H174V249L172 248V246H170V243H165L166 244V246H168V247H166L165 249H168L169 247H170V249L171 250H174L173 251V253H171V257H169V259L171 260V262H172V264H176V262L177 263H179V264H181V263H183L182 261H183V259L185 258V260H184V263L183 264H189V262H191V261H196L199 257H202V258H199L198 260H197V262L195 263V262H191L190 264H200L202 261H203V259L205 260L206 259V257L208 258L209 257V259H212V257L214 256V257H218L217 259H219L218 261H219V264H223L224 262H220V261H223V255L225 254V256H224V261L225 262H229L230 261V263H226V264H240L241 262H243V263H241V264H258L257 262H260L261 260V262L259 263V264H264V244H263V242H264V240L262 241L261 239V237L264 235V149L262 150L263 152H261V151H259V148L261 147V146H264V128H262V126L264 127V88L263 87H261V84H263L264 82L262 81V75H261V72H262V70L264 69V68H262V64L264 63V59L261 61V59H259V55H258V51H257ZM31 49H32V51H31ZM36 49H38V50H36ZM51 49V50H50ZM145 49V50H144ZM21 50V51H20ZM23 50V51H22ZM42 50V51H41ZM53 50V51H52ZM97 50H99V48L98 49H96V51ZM139 50V51H138ZM149 50V51H148ZM252 50H253V52H252ZM263 50H264V45H263ZM9 51H10V55L8 54L9 53ZM125 51V52H124ZM130 51V52H129ZM151 51V52H150ZM26 52V53H25ZM92 52H95V51H92ZM120 52H121V54H120ZM123 52V53H122ZM134 52V53H133ZM149 52V53H148ZM263 53H264V51H262ZM13 53V54H12ZM55 53V54H54ZM148 53V54H147ZM20 54V55H19ZM39 54V55H38ZM150 54H151V56H150ZM30 57H29V56ZM37 55H38V57H37ZM138 55V56H137ZM28 56V58H25V57H27ZM41 58L40 60H38L37 61V59L38 58ZM43 57H45V58H43ZM121 57V58H120ZM128 57V58H127ZM138 57H139V59H138ZM146 57V58H145ZM255 57V58H254ZM33 58V59H32ZM37 58V59H36ZM80 57H75L74 56V60H75V62H76V65H75V67H74V80L76 79V78H78L79 77V75H78V70L79 71H81L82 70V68L80 67V65H81V62H82V60L80 61V60H78ZM131 58V59H130ZM141 58H142V60H141ZM25 59V60H24ZM28 59V60H27ZM31 59V60H30ZM128 59V60H127ZM152 59V60H151ZM24 60V61H23ZM30 60V61H29ZM77 60V61H76ZM118 62H117V61ZM133 62H132V61ZM144 60V61H143ZM150 60V61H149ZM28 61V62H27ZM146 61V62H145ZM32 62V63H31ZM152 62H154V63H152ZM129 63H131V64H129ZM156 63V64H157ZM254 63V64H253ZM257 63H258V65H257ZM261 63V64H260ZM80 64V65H79ZM126 65V66H125ZM130 65V66H129ZM137 65V66H136ZM154 65V66H153ZM129 66V67H128ZM143 68H142V67ZM149 66H151V68L149 67ZM135 67V68H134ZM146 67H147V69H146ZM211 67H213L212 69H211ZM217 67V68H216ZM136 68H139L138 69V71L136 70L135 71V69ZM141 68V69H140ZM208 68H209V70H208ZM255 68V69H254ZM259 68V69H258ZM94 68H92V70H93ZM146 69V70H145ZM77 70V71H76ZM212 70H214V71H212ZM253 70V71H252ZM260 70V71H259ZM15 71V72H17L16 70H14V69H10V71H9V73L11 74V73H13V72ZM209 73H208V72ZM131 71H129V73H130ZM156 72V73H155ZM78 75V76H77ZM140 75H142V76H140ZM144 75H146V76H144ZM219 75V76H218ZM143 76H144V78H143ZM5 78V77H4ZM141 78V79H140ZM264 78V77H263ZM47 79H51V80H55L56 78L54 77V76H51L50 77V75H48L47 76ZM135 79V80H136ZM71 80H73V79H71ZM219 80V81H218ZM60 81H64V85H65V91H64V96L66 97V99H67V97L68 98H70V100L71 101H73V107H74V109H76V110H78L79 108V110H84V111H87V109L88 108H90V107H93V109L92 108H90V109H88V110H91V111H93V110H98V109H100V110H98V111H101V112H103V113H107V116H108V118H107V121H108V124H109V127H110V129L113 127V129H111L112 130V132L116 135L117 134V131H119L118 132V134L116 135V139L118 140L117 142V144H118V146H119V148H120V144L122 145V146H124V145H126L127 143V140L126 139H123V138H125V136H126V133H129V131H130V134H132L133 136H136V135H138V133H139V135L140 134H142V132H144V127L142 126H140V128L139 127H137V128H132L131 126H132V122L134 121V120H136V114H133V115H131L132 117H130L127 121L128 122H126V121H124V120H121V118L118 116V114H117V111H118V106L120 107L121 105L122 106H128L129 105V101H130V99H127L126 101H122L121 103H116L112 98V96H111V93L107 90V88L105 89V88H101V86H102V82H100L98 85H95V81L94 80H91V81H89V82H87V83H85V82H76V81H72V82H70L69 83V80L67 81V80H65V76H62V77H60ZM143 81H145V82H143ZM208 81V82H207ZM212 82V83H211ZM70 84V85H69ZM75 84H77V85H75ZM85 84V85H84ZM84 85V86H83ZM135 87H134V86ZM214 85V86H213ZM219 85V86H218ZM220 85H221V77H220V73H219V69H218V66L217 65H215V64H213V63H208L207 64V66H206V71H205V76L203 77V81H202V83L200 84V85H196V86H200L201 87V89L206 93V94H208V96H210V95H216V94H219V95H222L219 99H218V101H217V104H220V105H223V106H225V107H227L228 106V104H229V101H227V97H225L224 96V93L223 92H225V91H223L222 90V88L220 87ZM73 86V87H72ZM77 86V87H76ZM95 86V87H94ZM118 87H121V84H118L117 85ZM132 86V87H131ZM76 87V88H75ZM89 87H91V89L92 90H90V88ZM94 87V88H93ZM112 87V86H111ZM187 87V88H186ZM217 87V88H216ZM97 88V89H96ZM155 88H156V85H155ZM155 88H154V85H152V88L150 87V89H152L153 90V92H150L149 93V96L147 97V99H148V102L149 103H151L152 101V98L154 99L155 98V94H154V90H155ZM168 88V89H167ZM219 88V89H218ZM256 88V89H255ZM73 89V90H72ZM135 89V90H134ZM166 89V90H165ZM6 90V89H5ZM7 90H9V89H7ZM6 90V91H7ZM70 90V91H69ZM106 90H107V92H106ZM134 90V91H133ZM144 90V91H143ZM185 90H186V92H185ZM214 90V91H213ZM10 91V90H9ZM94 91V92H93ZM137 91H139V92H137ZM223 91V92H222ZM78 92V93H77ZM86 92V93H85ZM77 93V94H76ZM93 93V94H92ZM102 93H104V94H102ZM140 93V94H139ZM183 93V94H182ZM87 94V95H86ZM92 94V95H91ZM98 94V95H97ZM187 94H188V96H187ZM263 94V95H262ZM76 95V96H75ZM100 95V96H99ZM108 95V96H107ZM154 95V96H153ZM260 95V96H259ZM74 96V97H73ZM259 96V97H258ZM106 97V98H105ZM171 97V98H170ZM252 97V98H251ZM74 98V99H73ZM75 98H77V99H75ZM100 98V99H99ZM185 98V99H184ZM73 99V100H72ZM83 99V100H82ZM171 99V100H170ZM183 99H184V103H183ZM188 99H191V100H188ZM226 99V100H225ZM173 100V101H172ZM177 100V101H176ZM94 101V102H93ZM111 101H113L112 102V104H111ZM198 101V102H197ZM74 102H75V104H74ZM176 102V103H175ZM196 102V103H195ZM45 103V102H44ZM43 102H41V106L40 105H38L37 107H36V105H33V108H35V109H33L34 111H35V113L36 114H41V115H48L49 113H50V111H51V109H52V107L50 106V105H48V104H44ZM89 103H91L90 105H89ZM97 103V104H96ZM107 103V104H106ZM127 103V104H126ZM174 103V104H173ZM179 103V104H178ZM224 103V104H223ZM84 104V105H83ZM119 104V105H118ZM182 106H181V105ZM191 104V105H190ZM213 104V105H212ZM78 105V106H77ZM118 105V106H117ZM169 105V106H168ZM175 105V106H174ZM35 106V107H34ZM84 106V107H83ZM110 106V107H109ZM159 106H161V107H159ZM166 106V107H165ZM170 106H172V107H170ZM180 108H179V107ZM249 106V107H248ZM257 106V107H256ZM190 107V108H189ZM45 108H46V110H45ZM110 110H109V109ZM114 108H115V110H114ZM177 108V109H176ZM257 108V109H256ZM164 109H165V111H164ZM174 109V110H173ZM190 109V110H189ZM108 112H107V111ZM171 110V111H170ZM204 110V111H203ZM249 110V111H248ZM259 110V111H258ZM145 111V110H144ZM144 111H143V113H144ZM173 111V112H172ZM193 111V112H192ZM200 111V112H199ZM234 111V112H233ZM238 111V112H237ZM263 111V112H262ZM112 112V113H111ZM43 113V114H42ZM170 113H172V114H170ZM182 113V114H181ZM191 113V114H190ZM194 113V114H193ZM262 113H263V115H262ZM158 114V115H157ZM169 114V115H168ZM161 115V116H160ZM226 115H227V117H226ZM233 115V116H232ZM114 116V117H113ZM115 116H116V118H115ZM170 116V117H169ZM175 116V117H174ZM225 116V117H224ZM260 116H262V117H260ZM159 117V118H158ZM187 117V118H186ZM230 119H229V118ZM232 117V118H231ZM255 117V118H254ZM113 118V119H112ZM117 118H119V119H117ZM176 118V119H175ZM236 118H237V120H236ZM109 119V120H108ZM112 119V120H111ZM165 121H164V120ZM171 119V120H170ZM185 119V120H184ZM194 121H193V120ZM200 121H198V120ZM224 119H226L225 121H224ZM232 119H234V120H232ZM259 119H261V120H259ZM110 120H111V122H110ZM115 120H116V122H115ZM120 121V122H118V121ZM190 120V121H189ZM228 120H229V122H228ZM248 120V121H247ZM263 120V121H262ZM123 121V122H122ZM131 121V122H130ZM164 121V122H163ZM171 121V122H170ZM181 121V122H180ZM188 121V122H187ZM197 121V122H196ZM232 121H233V123H232ZM261 121V122H260ZM112 122H114L113 123V125H112ZM183 122V123H182ZM240 122V123H239ZM258 122H260V125H259V123ZM111 123V124H110ZM120 123V124H119ZM122 123H123V125L125 126H128V127H131V128H128V127H124L123 125H122ZM195 123H196V126H195ZM221 123V124H220ZM223 123H225V125L223 124ZM227 123H229V124H231V125H229V124H227ZM237 123V124H236ZM117 124H119L120 126H117ZM178 124V125H177ZM180 124V125H179ZM187 124V125H186ZM227 124V125H226ZM241 124H242V126H241ZM245 124V125H244ZM256 124V125H255ZM122 125V126H121ZM191 125V126H190ZM116 126V127H115ZM157 126V127H156ZM159 126V127H158ZM224 126H225V128H224ZM232 126V127H231ZM254 126V127H253ZM261 126V127H260ZM118 127H120L119 129H118ZM122 127V128H121ZM190 127H191V129H190ZM215 127V126H214ZM216 127H218V126H216ZM256 127V128H255ZM9 128H11V127H9ZM125 128H126V130H125ZM159 128V129H158ZM181 128V129H180ZM185 128V129H184ZM194 128V129H193ZM227 128H228V130H227ZM237 128V129H236ZM253 128H255V130H253ZM260 128V129H259ZM114 129H116L115 130V132H114ZM122 129V130H121ZM127 129H129V131H127ZM141 129V130H140ZM182 129H184V130H182ZM193 129V130H192ZM231 129V130H230ZM251 129H252V131H251ZM257 129V130H256ZM262 129V130H261ZM124 130L126 131V133H125V135H124V137L122 138V136H123V134H124ZM157 130V131H156ZM163 130V131H162ZM181 130V131H180ZM121 131V132H120ZM122 131H123V134H122ZM183 131H184V133H183ZM187 131V132H186ZM233 131V132H232ZM259 131V132H258ZM11 132V131H10ZM30 132V133H29ZM33 132H36V133H40V129L38 128V127H31L30 129H29V131H28V133L29 134H33ZM138 132V133H137ZM158 134H157V133ZM192 132V133H191ZM231 134H230V133ZM247 132L250 134H247ZM255 132V133H254ZM185 133H188V134H186L185 135ZM220 133H222V135L220 134ZM226 133V134H225ZM234 133V134H233ZM235 133H237V134H235ZM239 133V134H238ZM254 135H253V134ZM257 133V134H256ZM135 134V135H134ZM252 134V135H251ZM121 136V139L119 138ZM164 136V135H163ZM221 136V137H220ZM241 136V137H240ZM254 136V137H253ZM17 138V141H20V142H22L23 143V138L22 139H19L18 138V136H16ZM162 139H161V138ZM227 137H229V138H227ZM234 137V138H233ZM245 137V138H244ZM246 137L247 138H249L250 137V139L251 138H253V139H255V140H253V139H247L246 140ZM158 138V139H157ZM227 138V139H226ZM157 139V140H156ZM163 141H161V140ZM208 139V135H207V137L205 136V140H207ZM219 139V140H218ZM224 139V140H223ZM240 139V140H239ZM120 140V141H119ZM121 140L123 141V142H121ZM159 140V142L160 143H158L157 142V144H155L156 143V141H158ZM166 140L169 142V143H167L166 142ZM194 140H195V142H198V140H196V138H194ZM249 140V141H248ZM252 140L254 141V142H252ZM218 141H220L221 143H219ZM226 141V142H225ZM230 141V142H229ZM246 141H247V143L248 142H250V143H248V144H250V145H246ZM19 142V143H20ZM121 142V143H120ZM166 142V143H165ZM171 142V143H170ZM125 143V144H124ZM162 143V144H161ZM165 143V144H164ZM205 143H206V141H205ZM251 143H252V145H254V146H252L251 145ZM21 144V143H20ZM124 144V145H123ZM219 144H221V145H219ZM222 144H224L223 146H222ZM259 144V145H258ZM157 145H158V147H157ZM167 145V146H166ZM197 146V148L196 147H194V146ZM225 145H226V147H225ZM9 146V145H8ZM121 146V148H120V151L121 150H125V148H126V146H124V148ZM238 146V147H237ZM245 148H244V147ZM47 148L49 147V146H46ZM159 147H160V149H159ZM163 147H164V149H163ZM194 147V148H193ZM200 149H199V148ZM221 147V148H220ZM225 147V148H224ZM241 147V148H240ZM248 147V148H247ZM254 148V149H252V150H249V149H251V148ZM9 149L7 150V149H4V150H6V151H8L9 152V154L10 155H8L9 156V158L7 159L8 161L7 162H5L4 164H1L2 166H0V174H2V175H8V173H10V172H3V171H6V169L8 168L7 166L8 165H11V164H8V162L9 163H13L15 160H17L16 158H15V156H14V154H12L13 153V148H14V146L12 145V146H9L8 147ZM46 148V149H47ZM184 148V149H183ZM189 148V149H188ZM233 148V149H232ZM247 148V149H246ZM163 149V150H162ZM181 149V150H180ZM227 149L229 150V151H231V152H227ZM245 149V150H244ZM256 149L258 150V151H256ZM163 151V153H161L162 151ZM182 150H183V152H182ZM189 150H191V151H189ZM196 150V151H195ZM198 150V151H197ZM241 150V152L243 151V153H244V159L245 160H243V162H244V164H245V167H244V164H243V166L242 167H240V165L237 163V161H236V159H234V158H236V154H237V152L238 151H240ZM254 150V151H253ZM11 151V152H10ZM170 151V152H169ZM176 151V153H174ZM177 151H178V153H177ZM187 151V152H186ZM191 152L192 153V155H191V153H189V152ZM250 151H253V152H250ZM256 151V156H255V152ZM180 152V153H179ZM249 152V153H248ZM261 152V153H260ZM167 153H168V155H167ZM170 153V154H169ZM236 153V154H235ZM248 153V154H247ZM174 154V155H173ZM180 154V156H178ZM183 154V155H182ZM245 154H246V156H245ZM251 154V155H250ZM259 154V155H258ZM260 154H261V157H260ZM170 155V156H169ZM190 155H191V157H190ZM225 155V156H226ZM230 155H232V156H230ZM2 156V155H1ZM0 156V160H3V157H1ZM193 156V157H192ZM11 157V158H10ZM171 157V158H170ZM232 157V158H231ZM257 157V158H256ZM258 157H260L259 159H258ZM2 158V159H1ZM12 158H14V159H12ZM177 159V161H176V159ZM247 158V159H246ZM257 160H256V159ZM11 159V161H9ZM97 159V160H96ZM174 159V160H173ZM190 159V160H189ZM13 160V161H12ZM84 160V161H83ZM83 160H78V159H76L75 157H74V160H71V162L72 163H74V165H76V164H80V167L82 166V168H88V169H85L87 172H89V175H90V179L93 181V182H97V185H101L102 187H104V188H106L107 186L106 185H109V186H113V187H115V188H118L119 189V193H118V195L120 194V196H121V194H123L122 196H127V197H129V194L131 195V194H133V189H135L136 187L134 186V187H132L133 185V181L132 182H130V179L131 178H129V177H127L126 176V174H125V167H126V161H124V160H121L120 158H116V159H114V161L113 160H111V159H108V161L107 160H105V159H98V158H86V157H83ZM95 160V161H94ZM185 160V161H184ZM229 160V161H228ZM232 160V161H231ZM234 160V161H233ZM256 160V161H255ZM65 161H67V159L65 158ZM73 161H75V162H73ZM102 161V162H101ZM167 163H166V162ZM179 161V162H178ZM215 161V162H214ZM227 161V162H226ZM246 161V162H245ZM89 162V163H88ZM99 162H100V164H99ZM104 162V163H103ZM116 162V163H115ZM118 162H120V163H118ZM124 162V163H123ZM217 162V163H216ZM230 162V163H229ZM27 163V162H26ZM25 163V164H26ZM118 163V164H117ZM187 163V164H186ZM256 163V164H255ZM91 164H93V165H91ZM172 164V165H171ZM200 164L202 165V167H204L203 169L205 170V171H203V169H202V167L200 166ZM205 164V165H204ZM87 165V166H86ZM89 165V166H88ZM99 165H100V168H99ZM106 165V166H105ZM117 165V166H116ZM172 167H171V166ZM231 165V166H230ZM238 167H237V166ZM257 165V166H256ZM6 166V167H5ZM94 166V167H93ZM105 166V167H104ZM112 168H111V167ZM164 166V167H163ZM165 166L166 167H169L168 168V170H167V168H165ZM216 168H215V167ZM220 166H221V168H220ZM234 166V167H233ZM3 169H2V168ZM102 167V168H101ZM109 167L111 168V169H109ZM115 167H116V170H115ZM118 167H121V169L120 168H118ZM201 167V171L199 170V168ZM205 167H206V169H205ZM209 167V168H208ZM214 167V168H213ZM228 167V168H227ZM231 167V168H230ZM258 167V168H257ZM78 168V167H77ZM104 168V169H103ZM170 168H171V170H170ZM207 168H208V170H207ZM212 168V169H211ZM218 168V169H217ZM238 168V169H237ZM253 168H254V170H256V171H254L253 170ZM255 168H257V169H255ZM5 169V170H4ZM21 169V168H20ZM20 169H16V171H17V173H21L22 172V169H21V171H20ZM74 169H75V167H74ZM95 169V170H94ZM96 169H97V171H99V172H97L96 171ZM101 169H102V171H101ZM108 169V170H107ZM146 169V170H145ZM178 169H180V171L178 170ZM182 169V170H181ZM230 169V170H229ZM240 169V170H239ZM242 169V170H241ZM262 169V170H261ZM103 170H105L104 171V173H106V174H104L103 173ZM110 170V171H109ZM111 170H112V172H111ZM166 170H167V172H166ZM190 170V171H189ZM199 170V171H198ZM214 170V171H213ZM217 170V171H216ZM231 170H232V173H231ZM33 171L34 170H27L26 172V174L27 175H34V173H33ZM75 171V170H74ZM108 173H107V172ZM116 171H118V172H116ZM121 171V172H120ZM123 171V172H122ZM178 171V172H177ZM210 173L209 175H208V172ZM240 171V172H239ZM263 171V172H262ZM35 172V171H34ZM67 172V173H66ZM65 173H64V175H67L68 174V171H66ZM120 172V173H119ZM173 172V173H172ZM186 172V173H185ZM200 172V173H199ZM205 174H204V173ZM214 172V173H213ZM218 172V173H217ZM224 172H225V174H224ZM233 172H235V173H233ZM256 174H255V173ZM4 173H7V174H4ZM16 173V172H15ZM32 173V174H31ZM94 173V174H93ZM111 173H112V175L114 176V178H116V177H118L117 179V181H116V179H114L113 178V176L111 175ZM181 173V174H180ZM188 173V174H187ZM194 173V174H193ZM241 173V174H240ZM261 173V174H260ZM95 174H97V175H95ZM120 174H121V176H120ZM123 174V175H122ZM147 174H148V176H147ZM170 174V175H169ZM196 174V175H195ZM202 174H204V175H202ZM218 175V177H214V175L215 176H217ZM239 174V175H238ZM14 175V176H13ZM13 175H11V178L12 177H14V178H12V179H17L19 176H17L18 174H13ZM17 177H16V176ZM58 175V174H57ZM105 175V176H104ZM116 175V176H115ZM120 176V178H119V176ZM161 175V176H160ZM166 175V176H165ZM167 175H168V178H167ZM197 175H201L200 177L199 176H197ZM235 177H234V176ZM240 175H242V176H240ZM257 175V176H256ZM111 176H112V178H113V180H112V178H111ZM147 176V177H146ZM170 176V177H169ZM192 176V177H191ZM202 176H204V177H202ZM45 177V179H47V177L46 176H44ZM97 177V178H96ZM123 178V181H122V178ZM166 177V178H165ZM181 177H185L184 179L182 178V180H183V182L181 181ZM238 177V178H237ZM240 177H242V178H240ZM127 179V180H125V182H127V183H125L124 182V179ZM129 178V179H128ZM158 178H160V180L158 179ZM161 178H164L163 180L161 179ZM189 178V181L191 180V179H194L196 182H194L193 180H191L190 182H188V179ZM199 178H201L202 180H200ZM208 178V179H207ZM213 178V179H212ZM223 178V179H222ZM12 179H11V181H12ZM95 179V180H94ZM110 179V180H109ZM148 179V180H147ZM151 179H152V181H151ZM157 179V180H156ZM215 179V180H214ZM221 179V180H220ZM100 180H103V181H100ZM105 180H107V181H105ZM150 180V181H149ZM204 180H208V181H204ZM10 181V180H9ZM9 181H8V183H9ZM10 181V183H12ZM44 181V180H43ZM47 181V183H46V185L48 184V180H46ZM109 181H114V184H112V183H110ZM121 181L124 183L123 184V186H125V187H123L121 184ZM157 181H160V182H158V183H155V182H157ZM186 181V182H185ZM198 181V182H197ZM231 181V182H230ZM104 182H106V183H104ZM118 182V183H117ZM131 183V186H130V183ZM152 182V183H151ZM154 182V183H153ZM165 183V185L163 186V184ZM207 182H209L208 184H207ZM212 184H211V183ZM239 182V183H238ZM5 183H7V182H4L3 184H1L0 185V193H3V194H1V197H9L8 195H7V193L9 194V195H15L16 194V192H18V188L16 189V188H13L12 189V191H11V188L9 187V188H7V189H9V190H5L4 189V186L6 185ZM116 183V184H115ZM121 183V184H120ZM186 183L187 185H184V184ZM5 184V185H4ZM32 184V185H31ZM30 185H28L26 188L28 189L27 191H31V189H33L34 188V186L33 185H36V183L35 182H33L32 181V183H31ZM154 184H156L157 185V187H158V189H157V187L154 185ZM159 184V185H158ZM180 184H182L183 185V187H185V188H183L182 187V185H180ZM190 184V186H188ZM200 184H202V185H200ZM205 184V185H204ZM4 185V186H3ZM162 187H161V186ZM198 185V186H197ZM206 187V189H205V187ZM256 185V186H255ZM26 186V185H25ZM25 186H24V188H25ZM31 186V189L29 188ZM117 186V187H116ZM202 186V187H201ZM161 187V188H160ZM164 187V188H163ZM181 188V191H180V188ZM198 187H201V188H198ZM24 188H22V190L24 189ZM25 188V189H26ZM138 188V187H137ZM139 188H141V187H139ZM179 190H178V189ZM182 188L184 189V190H182ZM191 188V189H190ZM195 190H194V189ZM198 188V189H197ZM126 189L129 191V189H131V191H126ZM161 189V190H160ZM200 189V190H199ZM202 189V190H201ZM211 189V190H210ZM217 191H216V190ZM2 190V191H1ZM17 190V191H16ZM194 190V191H193ZM199 190V191H198ZM204 190V191H203ZM206 190V191H205ZM256 190V191H255ZM93 191H95V190H92L90 193H89V195H91L92 193H93V196L91 195V197L93 198V199H91V197L89 196V198L91 199V200H89L88 201V204H90V205H94V206H96V204H97V202H99V201H96V199H98V200H100V203H98L97 205L98 206H96L95 208H97V207H99V204H100V206L105 202V200H108L107 202H109V200L111 201V198H112V200L113 201H116L113 197H111L110 198V196L108 195V193H106L105 195H107L106 197H109V198H103V194H104V192H106V191H102L101 193H100V191L98 192L97 190H96V192L97 193H99V194H101V196H99V194L97 195V193L95 194V195H97V196H99L101 199H99V197L97 198V196H96V199H94L95 197V195H94V192ZM183 191H185V194L183 193ZM188 191V192H187ZM194 193H193V192ZM199 193H198V192ZM203 191V192H202ZM231 191V192H230ZM13 194H12V193ZM33 192H36L35 194H37V195H35ZM201 192V193H200ZM205 192H207L208 194H206ZM6 193V194H5ZM31 193H33L32 195H33V197L35 198V200H37V201H39V200H41V194L42 193H40V194H38V192H37V190L36 191H34V189H33V191L31 192ZM183 193V194H182ZM190 193L191 194H195L196 196H198L199 197V199H195L194 200V202H199V205H196V203H195V206H198V208H197V212H196V216L192 219H190V218H188V214L186 213L187 212V210L185 209L186 208V203H185V201H186V197L188 198L189 197V195H190ZM162 194V195H161ZM200 194V195H199ZM103 195V196H102ZM177 195V196H176ZM184 197H182V196ZM209 195V196H208ZM211 195V196H210ZM42 196H43V194H42ZM162 196H165V197H163L162 198ZM181 196V197H180ZM203 196H205V197H203ZM207 196H208V199H207ZM216 196V197H215ZM38 197V199H36ZM105 197V196H104ZM132 197H135V196H132ZM178 197V198H177ZM212 197V198H211ZM181 198H182V200H181ZM202 198V199H201ZM214 198H216V199H214ZM238 198V200H240V201H238V205H237V199ZM102 199H105L104 201L102 200ZM153 199H155V196L153 195ZM204 199V200H203ZM207 199V200H206ZM11 200V199H10ZM93 200V201H92ZM96 202H95V201ZM231 200V201H230ZM234 200V201H233ZM242 200H245V202L244 201H242ZM90 201L93 203L94 202V204H92V203H90ZM153 201V200H152ZM168 201V203H166ZM205 201V202H204ZM213 203V204H211V202ZM218 201V202H217ZM229 201H230V203L232 204V205H235V206H237V207H233L231 204H229ZM103 202V203H102ZM112 202V201H111ZM111 202H109V203H111ZM176 202V203H175ZM235 202V203H234ZM243 202V203H242ZM96 203V204H95ZM106 203V202H105ZM175 203V204H174ZM184 203H185V205H184ZM216 203V204H215ZM240 203V204H239ZM241 203H242V205H241ZM245 203V204H244ZM1 204V203H0ZM167 204H168V207H167ZM173 204V205H172ZM178 204L180 205L181 204V206H179L178 207ZM3 204H1L0 205V207L2 208H0V215H2V216H0V218H2V219H0V222H2L3 224L1 225V223H0V231L2 232H4L5 233V235H7V236H9V237H14V238H16V236L18 235V237L17 238H20V237H22V239H24V241H26L28 238H29V236L30 235H32L33 233H34V235H36V237L35 238H39V239H41L42 237V239H41V241H43L44 240V238H48L49 236H50V234L52 233V232H55L57 235H59V236H61V237H59V238H62V239H64V240H68V241H70V243H74V234L71 232V231H73L74 232V226H72V224L74 223V221H73V223H71V222H68V221H66L65 222V220H63L64 222L63 223H65V224H69V223H71V224H69L70 225V229H69V227L68 226H65L64 227V229H65V232L67 233H65L64 232V230H63V228L62 227H58V229L57 228H52L51 226H52V221H54L53 223H58L59 221L56 219V220H52L53 219V217L57 214V213H59L60 211L59 210H61V209H58L57 211H59V212H57L56 210V212L55 211H53V210H49L48 212H47V210L48 209H46V211L44 210L45 208H41V207H36V209H34V208H25V207H21V209L20 208H18V207H10V206H5V209H6V211H5V209H4V206H2ZM209 205V206H208ZM229 205H231L234 209H237V208H239V210H233V208H231ZM239 205H241V206H239ZM170 206V207H169ZM182 206H184V207H182ZM201 206H203V207H201ZM208 206V207H207ZM180 207L182 208V210L180 209ZM218 207V208H217ZM8 208L10 209V210H8ZM14 208V209H13ZM16 208V209H15ZM24 208V209H23ZM178 208V209H177ZM18 209V210H17ZM22 209H23V211L24 212H26L31 218H28V215L26 214V215H24V212L22 211ZM42 209V210H41ZM171 209V210H170ZM178 210L179 212L181 211V214L183 215L184 214V216H182L179 212H176V210ZM186 211H185V210ZM219 209V210H218ZM232 209V210H231ZM241 209V210H240ZM14 210H16V211H13ZM19 210H21V211H19ZM37 210H39V211H37ZM74 210V209H73ZM195 210H196V208H195ZM202 210V211H201ZM210 210V211H209ZM9 211V212H8ZM50 211H51V213H50ZM182 211H185L184 213H182ZM212 211V212H211ZM241 213H240V212ZM6 212V214H4ZM13 212V213H12ZM17 212V213H16ZM40 212V213H39ZM173 212V213H172ZM175 212V213H174ZM201 212V213H200ZM208 212V213H207ZM1 213H3V214H1ZM11 213V214H10ZM63 213V212H62ZM177 213H179V214H177ZM204 213H206V214H204ZM237 213V214H236ZM240 213V214H239ZM13 214H14V216H16V215H18L17 216V218L16 217H14L13 216ZM22 214V215H21ZM51 214H53V216L51 215ZM73 215H74V213H72ZM171 214H173V215H175V214H177V215H175V216H172ZM186 214V215H185ZM203 214V215H202ZM10 215L12 216V217H10ZM22 217H21V216ZM24 215V216H23ZM49 215V216H48ZM64 215H67V212L64 214ZM240 215V216H239ZM4 216V217H3ZM27 216V217H26ZM48 216V217H47ZM90 216V215H89ZM171 216V217H170ZM202 216L204 217V218H202ZM237 216V217H236ZM239 216V217H238ZM7 217V218H6ZM10 217V219L8 220V218ZM26 217V218H25ZM93 217V218H92ZM91 218L95 221H91L92 219H90L89 218V220H90V222H92V223H97L98 221H96V220H98L97 219V217L94 215V216H92ZM178 217L180 218V217H186V218H183V219H181V221H183V222H181L180 221V219H178ZM13 218V219H12ZM14 218H16L15 219V221H14ZM24 218V219H23ZM48 218V219H47ZM171 218V219H170ZM200 218V219H199ZM8 221H7V220ZM12 219V220H11ZM18 219V220H17ZM23 219V220H22ZM26 219V220H25ZM31 219L32 221H34V223L33 222H30L29 220ZM49 219L51 220V221H49ZM167 219V220H166ZM177 219V220H176ZM186 219V220H185ZM2 220V221H1ZM11 220V221H10ZM16 220H17V222H16ZM19 220H21V221H19ZM25 220V221H24ZM46 220V221H45ZM49 222H48V221ZM81 220V219H80ZM89 220H87L85 223H87V222H89ZM172 222H171V221ZM189 220V221H188ZM197 220H199L198 222H197ZM8 223H6V222ZM11 222V224H9L10 222ZM19 221V222H18ZM58 221V222H57ZM165 221H167V222H165ZM171 223H170V222ZM181 224V226H180V224L178 225V222ZM188 221V222H187ZM196 221V222H195ZM13 222V223H12ZM27 222H29V223H27ZM164 222V223H163ZM26 223H27V225H26ZM31 223V224H30ZM33 223V224H32ZM37 223V224H36ZM43 223L45 224V225H43ZM84 223V222H83ZM84 223V224H85ZM136 223V224H135ZM167 223V224H166ZM196 223V224H195ZM25 224V226H23ZM28 224H29V226H28ZM34 224H36V225H38V226H36V225H34ZM91 224V223H90ZM175 224V225H174ZM202 226H201V225ZM4 225V226H3ZM17 225V226H16ZM22 227H21V226ZM32 225H33V227H32ZM41 225V226H40ZM47 225V226H46ZM50 225V226H49ZM134 225V226H133ZM169 225V226H168ZM177 225H178V227L180 228H178L177 227ZM189 225V226H188ZM20 226V227H19ZM31 226V227H30ZM72 226V227H71ZM139 226V227H138ZM167 226V227H166ZM172 226V227H171ZM194 226V227H193ZM204 226V227H203ZM1 227H2V229H1ZM26 227H28V230H27V228ZM44 227V228H43ZM49 227V228H48ZM51 227V228H50ZM67 227H68V229H67ZM175 227V228H174ZM184 229H183V228ZM4 228V229H3ZM9 230H8V229ZM33 230H31V229ZM45 228H47V229H45ZM60 228V229H59ZM171 228L173 229V231L171 230ZM19 229V230H18ZM21 229H22V231H21ZM43 229V230H42ZM170 229V230H169ZM176 229V230H175ZM4 230H6L7 231V233H6V231H4ZM13 230H15V231H13ZM27 230V231H26ZM30 230V231H29ZM35 230V231H34ZM56 230V231H55ZM59 232H61V233H59ZM155 230V231H154ZM168 232H167V231ZM174 230H175V232H174ZM183 230H184V232H183ZM194 230V231H193ZM197 230H199V232L197 231ZM23 233L24 231L26 232V234L25 233H23V234H25L24 236H25V238H24V236H23V234L21 233V232ZM70 231V232H69ZM180 231V232H179ZM2 232V233H3ZM15 232V233H14ZM21 234H20V233ZM27 232H28V234H27ZM30 232V233H29ZM32 232V233H31ZM64 232V233H63ZM169 232H171V234L169 233ZM173 232V233H172ZM179 232V233H178ZM187 232L188 233H190V234H187ZM69 233V234H68ZM71 233V234H70ZM167 234V233H169L168 235H170V237H172L171 239L167 236V237H162V235L164 236V234ZM175 233H177V234H175ZM193 233V234H192ZM195 233H196V235H195ZM12 234H13V236H12ZM15 234V235H14ZM39 234V235H38ZM133 234V235H132ZM181 234H183V235H181ZM184 234H185V236H184ZM258 234V235H257ZM260 234H261V236H260ZM263 234V235H262ZM11 235V236H10ZM22 235V236H21ZM45 237H44V236ZM65 235V237L63 238L62 236H64ZM149 237H148V236ZM159 235H160V237H159ZM175 235H177V236H179V237H177V236H175ZM187 235V236H186ZM189 235V236H188ZM192 235H195L194 237L192 236ZM199 237H198V236ZM204 235H206L207 237L205 238L204 237ZM212 236V238H211V236ZM27 236V237H26ZM42 236V237H41ZM68 236V237H67ZM131 236V237H130ZM176 238H175V237ZM180 236H182V237H180ZM67 237V238H66ZM195 237H197L196 239L198 240V243L196 242L197 240L195 239ZM200 237H204L203 239H205L204 241H203V239L202 238H200ZM209 237V238H208ZM215 239H214V238ZM258 237H260V238H258ZM27 238V239H26ZM134 238V239H133ZM141 238V239H140ZM153 238H154V240H153ZM157 238H159L158 240H157ZM160 238H161V240H163V241H160ZM191 238H193V239H195V240H193V239H191ZM199 238V239H198ZM208 238V239H207ZM21 239V238H20ZM29 239H31V238H29ZM132 240V242H131V240ZM138 239H139V241H138ZM144 240L143 242L141 241V240ZM169 239V240H168ZM176 239H177V242H176ZM192 241H191V240ZM201 239V240H200ZM260 241H259V240ZM264 239V238H263ZM135 240V241H134ZM151 240V241H150ZM173 240H174V243H173ZM186 240V241H185ZM190 240V241H189ZM206 240H212V242L211 243H213L214 244V242H215V244L217 245V244H219L220 246H221V244H222V246H221V249H220V246L219 245H217V246H211L212 244L211 243H208ZM213 240H214V242H213ZM135 243H134V242ZM139 243H138V242ZM140 241L142 242L141 244H140ZM157 241V242H156ZM159 241V242H158ZM182 241H185V242H182ZM188 241H189V243H188ZM203 243H202V242ZM257 241H259V243L257 242ZM131 242V243H130ZM136 242H137V244H136ZM153 242V243H154ZM176 242V243H175ZM179 242V243H178ZM193 242H195L194 244H199V242H200V245L198 246L197 244H196V246H198L196 249H195V245L193 244ZM206 242V243H205ZM219 242V243H218ZM261 242V243H260ZM159 243H161V245H159ZM178 243V244H177ZM181 243V244H180ZM183 243H185V244H183ZM189 245H188V244ZM191 243L194 245V247L191 245ZM202 243V244H201ZM139 244H140V246H139ZM167 244H169V245H167ZM187 244V245H186ZM203 244H205V245H203ZM208 244H210V247H209V245ZM93 245V244H92ZM96 245V246H95ZM101 245V246H100ZM138 245V246H137ZM186 247H185V246ZM203 245V247H200V246H202ZM208 245V246H207ZM132 246H135V247H132ZM137 246V247H136ZM163 246V247H162ZM176 246V247H175ZM178 246V247H177ZM190 246H192V247H189ZM204 246H207V248L206 247H204ZM226 246V247H225ZM94 247V248H93ZM93 247L91 248V252H93L94 254L95 253H98L100 250H98L99 248H103L104 247V243L103 242H101L100 241V243H99V241H97V243H95L94 245H93ZM142 249H141V248ZM181 247V248H180ZM183 247V248H182ZM208 247H209V249L211 248V247H213V251L214 252H216L217 250H218V254H220V256L218 255V254H216V255H218V256H216L215 254H214V252L212 251V250H209L208 249ZM227 249V251H225V249ZM137 248V249H136ZM185 248V249H184ZM189 248V249H188ZM206 248V249H205ZM215 248H216V250H215ZM219 248V249H218ZM222 248L224 249V250H222ZM244 248V249H243ZM97 249V250H96ZM136 249V250H135ZM169 249V250H170ZM177 249H178V251H177ZM181 249V250H180ZM191 249H194V250H191ZM202 250V251H199V250ZM212 249V248H211ZM259 249H260V251H259ZM183 250H185V252L183 251ZM197 250V251H196ZM205 250V251H204ZM209 250V251H208ZM222 250V251H221ZM262 250V251H261ZM182 251V252H181ZM194 251V252H193ZM198 251H199V253H198ZM219 251H220V253H219ZM260 252V254H259V252ZM176 252L178 253V254H176ZM205 252H207V253H205ZM212 252V253H211ZM224 254H223V253ZM230 252V253H229ZM180 253V254H179ZM186 254V256L184 257V258H181V257H183L185 254ZM191 253V254H190ZM201 253V254H200ZM209 253H211L213 256H211V254L209 255ZM245 253V255H243ZM248 255H247V254ZM131 254V255H130ZM140 254H142L141 256L142 257H140L139 255ZM161 254H163V253H161ZM176 254V255H175ZM189 255V257H188V255ZM207 254V255H206ZM226 254H232V257L234 256V257H236V256H238V257H236V258H232L231 256H229V261L227 260V256H226ZM134 257H133V256ZM179 255H182V256H179ZM194 255V256H193ZM197 255L199 256L198 258H197ZM243 255V256H242ZM251 255H253V256H251ZM257 255V256H256ZM261 256V259H260V256ZM132 256V257H131ZM136 256V257H135ZM137 256H139L140 257V259H138V257ZM143 256H144V258H143ZM174 258H173V257ZM176 256V257H175ZM177 256H178V259H177ZM191 256V257H190ZM211 256V257H210ZM222 256V257H221ZM240 256V257H239ZM246 256H249L248 258L246 257ZM255 256V257H254ZM259 256V257H258ZM132 259H131V258ZM147 257V258H146ZM180 257V258H179ZM196 258V259H194V258ZM205 257V258H204ZM213 257V258H214ZM252 257V258H251ZM257 257V258H256ZM135 258H137L136 259V261H135ZM163 258H164V255H163ZM186 258H187V260H186ZM189 258V259H188ZM194 259V260H190V259ZM222 258V259H221ZM241 258H242V260H241ZM243 258H244V260H243ZM257 259V261L255 260L254 261V259ZM143 259L144 260H146L145 262L143 261ZM149 261H148V260ZM169 259H166V260H164V264H170L171 262H170V260ZM240 259V261H238ZM246 259H247V261H246ZM138 260V261H137ZM159 260V259H158ZM156 261V262H158V263H155V264H159V262L161 263V262H163V261ZM177 260V261H176ZM233 262H232V261ZM259 260V261H258ZM151 261H153V262H151ZM166 261H168V263H166ZM186 261H188V262H186ZM199 261H201V262H199ZM234 261H235V263H234ZM238 261V262H237ZM251 263H250V262ZM144 262V263H143ZM170 262V263H169ZM232 262V263H231ZM162 264V263H161ZM201 264H203V263H201ZM225 264V263H224Z\"/></svg>",
	"mask_w": 264,
	"mask_h": 264
}]
</instances>
